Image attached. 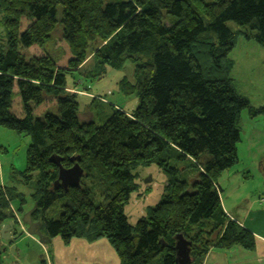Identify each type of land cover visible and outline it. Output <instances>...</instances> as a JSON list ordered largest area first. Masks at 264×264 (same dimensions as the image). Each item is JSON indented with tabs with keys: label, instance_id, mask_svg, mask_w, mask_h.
Here are the masks:
<instances>
[{
	"label": "trees",
	"instance_id": "trees-1",
	"mask_svg": "<svg viewBox=\"0 0 264 264\" xmlns=\"http://www.w3.org/2000/svg\"><path fill=\"white\" fill-rule=\"evenodd\" d=\"M0 14V125L32 139L25 170L12 168L9 184L26 185L40 172L30 195L37 204L32 220L42 222L50 242L106 238L120 264H149L162 252L160 264H180L179 235L191 242L190 264H202L213 247L255 249L253 232L225 212L219 179L239 163L242 112L264 114L234 85L231 52L239 32L229 22L264 47V0H0ZM90 56L88 76L97 79L108 68L134 64L135 80L120 82L123 93L138 94L134 112L113 106L102 123L82 116L83 94L68 75L84 73ZM52 155L65 168L79 163V185L55 186ZM172 160L190 162L196 179L178 178ZM152 163L173 179L133 226L124 212L132 170ZM5 188L0 229L15 217L10 202L18 201L22 214L29 210L17 186ZM95 192L103 202L96 203ZM56 203L61 210L52 217Z\"/></svg>",
	"mask_w": 264,
	"mask_h": 264
},
{
	"label": "rangeland",
	"instance_id": "rangeland-1",
	"mask_svg": "<svg viewBox=\"0 0 264 264\" xmlns=\"http://www.w3.org/2000/svg\"><path fill=\"white\" fill-rule=\"evenodd\" d=\"M207 1L209 2L210 0ZM229 25L236 32L240 33V31H244L241 26L232 21L229 22ZM0 30V38H2L3 42L5 38L4 28L0 27ZM239 33H237V38L235 39V48L231 52V57L235 61L231 77L234 79V85L239 94L248 97L252 104L260 101V104L258 106L256 105L257 107L264 106V100L261 101V99L264 98V47L255 40L247 39L245 35L243 36ZM92 66H94V58L90 56L82 66V71L84 73L75 72L68 75V84L73 86L74 84L72 83H76L75 86L79 88H77L79 93L83 94L79 96L82 116L84 118H94L98 123H102L107 117L112 115L113 106L123 109L127 113L134 112L139 105L138 94H125L120 88V82L125 77L132 81L135 80L134 64L127 62L121 69L108 68L106 75L100 79H97L95 76H88L93 71V68H91ZM72 88L74 89V87ZM247 112L249 113L248 110L243 111V116H245ZM243 119H245V117H243ZM253 123L258 132H253L250 136V140L247 138L244 140L243 145L238 146L240 155L244 161L240 166L242 167L244 165L243 168L245 169H248L245 165H252V160L258 161L260 158L264 157V133H261L264 123V114L255 117ZM1 128L0 137L6 144L4 145V150L0 151V184L1 176L2 178L4 177L3 181L4 179L5 182L8 181L6 175L7 169L11 166V160H15L16 164V166L12 165L11 168L19 169V173L25 170L27 166V150L32 143L31 136L25 133L10 130L3 126ZM242 137L245 138L244 132L242 133ZM249 143L250 146L254 147L251 148L248 146V151L244 150V147ZM7 150L8 152H6ZM172 165L178 169L177 177L180 179L187 180L191 183L193 182L192 180L196 179L198 176V170L192 167L190 162L172 160ZM245 169L243 171H247ZM248 170L250 172L241 173V179L236 178V192L234 196L239 198L238 205L240 208L244 209V211L251 208L254 214L256 210H262V207L255 205L253 202L264 197V175H262L261 169L256 161ZM35 172H33L34 178L30 183L25 185L21 182V179H17L15 184L18 191L24 196H27L28 200L40 175L39 171ZM132 174V184L134 188L130 193L129 202L126 204L124 212L129 223L135 226L138 220L147 217L151 209L164 198L166 193H168V183L173 179V175L162 169L157 163H152L148 166H138L132 170ZM231 181H235V179ZM231 181L222 180L221 185L224 186L223 189L230 191ZM8 183L11 182L9 181ZM6 185L15 187L14 184H5L2 188H5ZM222 193L223 192H221V194ZM93 197L96 203L104 201L103 197L98 192H95ZM261 204L264 205V203ZM11 210L15 214V217L12 219L15 223V228L12 230H16L19 226L27 229V225L22 221L23 214L18 211L16 212L12 208ZM60 210V205L56 203L49 209L48 215L57 217ZM92 224L91 222L90 225L92 226ZM78 227H80V225ZM1 239L4 238L2 237L0 229V240ZM48 243H50V241L46 243L42 242L43 245ZM36 254V250L32 251V256ZM51 254H53L52 249ZM163 256L164 252L159 254L149 264H160Z\"/></svg>",
	"mask_w": 264,
	"mask_h": 264
},
{
	"label": "crops",
	"instance_id": "crops-1",
	"mask_svg": "<svg viewBox=\"0 0 264 264\" xmlns=\"http://www.w3.org/2000/svg\"><path fill=\"white\" fill-rule=\"evenodd\" d=\"M263 100L264 98L261 99V101ZM259 104L260 101L253 105L258 106ZM243 117H245L246 120L243 119ZM254 118H252L248 112L245 116H243L242 113L241 141L238 146L243 145L245 139L248 138L250 140V136L253 132H258L253 123ZM1 127L0 132L2 131ZM243 132L245 133V138L242 137ZM261 133H264V123ZM5 144V141L0 137V151L4 150ZM248 146L251 148L254 147L250 146L249 143L246 146L247 148L244 147V150L248 151ZM6 152H8V150ZM238 155L239 163L233 168L225 171L224 175H222L223 177L219 179V186L222 188L223 192L221 194V199L223 208L230 218L253 232L256 238V247L254 250H247L240 246L230 249L213 247L204 258L202 264H264V205L261 204L262 202L260 199L253 202L255 205L262 207V210H256L253 214L251 208L245 211L240 208L238 205L239 198L234 196L236 192V178L241 179V173L250 172L248 169L251 168L255 161L258 163L262 175H264V157L260 158L258 161L252 160V165H245V167L248 168L245 169L243 168L244 165L242 167L240 166L244 161L240 155L239 148ZM11 162V166L7 169L6 175L8 181L5 182V179L3 181L4 177L2 178L1 176L0 188L5 184H9L11 167L12 165L16 166L15 160H11ZM244 169L247 171H243ZM232 179H235V181H231ZM222 180L231 181L230 191L223 189L224 186L221 185ZM12 202L11 208L17 212L18 201L16 202L15 200ZM32 204L33 200L29 197V210L33 208ZM24 228L25 227L22 228L19 226L16 230L11 231L10 239L13 241H10V239L0 240V248L3 252L5 264H42L44 260L47 264H120L117 253L106 238H101L93 242L85 238H73L71 243L66 245L61 237H55L50 243L43 245L37 235L29 234L27 229ZM17 230L20 232L18 235L15 233ZM51 249L53 250V254H51ZM34 250L37 251V254L32 256V251Z\"/></svg>",
	"mask_w": 264,
	"mask_h": 264
},
{
	"label": "water",
	"instance_id": "water-1",
	"mask_svg": "<svg viewBox=\"0 0 264 264\" xmlns=\"http://www.w3.org/2000/svg\"><path fill=\"white\" fill-rule=\"evenodd\" d=\"M51 161L59 166V175L57 180L55 181V186H63L64 188H68L69 186H77L79 185L82 175L84 173L83 168L76 163L70 168H65L61 163V158L52 155L50 157ZM37 207L35 206L28 210L23 214L22 221L27 225V231L29 234L37 235L41 242L46 243L50 241V237L43 234L41 231L42 222H34L32 220V213ZM15 228V223L13 220H10L6 224H4L1 228V234L4 239H9L11 237V230ZM190 241L186 240L183 235L177 236V244H176V252H177V260L180 264H190L191 262V248L189 245Z\"/></svg>",
	"mask_w": 264,
	"mask_h": 264
},
{
	"label": "bare ground",
	"instance_id": "bare-ground-1",
	"mask_svg": "<svg viewBox=\"0 0 264 264\" xmlns=\"http://www.w3.org/2000/svg\"><path fill=\"white\" fill-rule=\"evenodd\" d=\"M12 203H13V202H10V206H12Z\"/></svg>",
	"mask_w": 264,
	"mask_h": 264
}]
</instances>
